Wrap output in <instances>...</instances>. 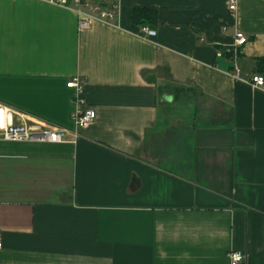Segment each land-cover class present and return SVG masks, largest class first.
Wrapping results in <instances>:
<instances>
[{"label": "crops", "instance_id": "crops-1", "mask_svg": "<svg viewBox=\"0 0 264 264\" xmlns=\"http://www.w3.org/2000/svg\"><path fill=\"white\" fill-rule=\"evenodd\" d=\"M120 4L80 29L72 9L0 0V107L63 136L0 138V264H264V0ZM135 7L157 9L155 36ZM237 31L238 75L218 56Z\"/></svg>", "mask_w": 264, "mask_h": 264}, {"label": "built area", "instance_id": "built-area-1", "mask_svg": "<svg viewBox=\"0 0 264 264\" xmlns=\"http://www.w3.org/2000/svg\"><path fill=\"white\" fill-rule=\"evenodd\" d=\"M53 5L72 9L78 16V26L80 29L89 28L95 22L115 24L120 14L121 0H43ZM237 0H229V8L235 10ZM137 34L150 38L156 35V30L149 26L138 28ZM249 41L248 36L243 31H237L235 41L228 46L225 51L231 55L234 63L235 73L239 74L237 64L241 48ZM222 50L218 51V56H223ZM251 82L258 87H264V76L255 74ZM85 80L79 76L71 78L67 82V87L75 91V107L71 113V119L78 127H87L96 118L95 109L90 106L82 96ZM9 111L0 107V138L7 141H48L61 142L62 132L57 128H51L39 122H14L7 117ZM3 246L2 232L0 230V249ZM230 264H241L245 255L240 250H231L228 253Z\"/></svg>", "mask_w": 264, "mask_h": 264}, {"label": "trees", "instance_id": "trees-1", "mask_svg": "<svg viewBox=\"0 0 264 264\" xmlns=\"http://www.w3.org/2000/svg\"><path fill=\"white\" fill-rule=\"evenodd\" d=\"M131 19L137 26H149L154 28L158 24L157 9L151 7H135L132 10ZM227 47L228 46L221 50L224 52V55L231 57V55L225 51ZM260 61H264V59ZM262 68L264 70V65Z\"/></svg>", "mask_w": 264, "mask_h": 264}]
</instances>
